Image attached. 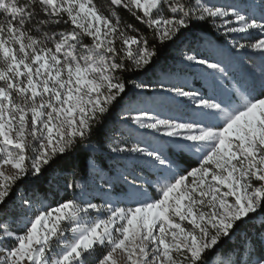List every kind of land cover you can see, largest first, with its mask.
Wrapping results in <instances>:
<instances>
[{"label": "snow or ice", "instance_id": "6c2138e0", "mask_svg": "<svg viewBox=\"0 0 264 264\" xmlns=\"http://www.w3.org/2000/svg\"><path fill=\"white\" fill-rule=\"evenodd\" d=\"M0 264H264V0H0Z\"/></svg>", "mask_w": 264, "mask_h": 264}, {"label": "trees", "instance_id": "16d2710c", "mask_svg": "<svg viewBox=\"0 0 264 264\" xmlns=\"http://www.w3.org/2000/svg\"><path fill=\"white\" fill-rule=\"evenodd\" d=\"M64 167L69 174L68 176L69 179H72L71 173L74 168L76 170V178L79 180L80 183H84L85 178H87L89 181L91 179L87 166H86V162L83 158H80L79 160H76L75 162L70 160L64 165ZM63 194L64 192L61 189L60 195H63Z\"/></svg>", "mask_w": 264, "mask_h": 264}]
</instances>
